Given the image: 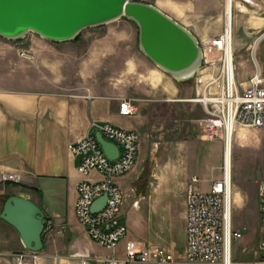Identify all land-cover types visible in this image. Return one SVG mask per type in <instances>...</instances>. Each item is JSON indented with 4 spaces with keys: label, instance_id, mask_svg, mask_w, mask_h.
<instances>
[{
    "label": "crops",
    "instance_id": "obj_1",
    "mask_svg": "<svg viewBox=\"0 0 264 264\" xmlns=\"http://www.w3.org/2000/svg\"><path fill=\"white\" fill-rule=\"evenodd\" d=\"M256 3L260 6L259 2ZM238 9L235 8V11L241 12ZM247 25L248 35L263 30L262 27L256 32L249 21ZM106 28L119 38L103 42L54 44L63 46L67 53L61 54L56 47L53 48L54 57L35 60L31 64V75L26 76L21 70L23 63L9 65V44L0 37V174L16 173L21 177L19 184L0 185V214L5 201L11 196H27L42 210L47 223L42 237L43 250L40 252L43 264H103L105 259L112 256L123 257L128 246L159 243L163 246H158L171 253L186 247L187 193L184 202L185 228L177 243L172 241V222H168L171 205L165 208L163 202L156 208L154 221L150 219L155 223L150 224L144 232L146 243L130 239V213L123 209L120 223L128 227L129 233L124 245L121 243L115 254L92 241L77 221V186L85 178L78 173L79 161L73 158L69 146L87 135H96L98 130L95 125L104 123L127 131H140L145 117L138 112L139 106L136 104L142 95L167 103H191L192 97L196 96L194 91L187 88L189 86H185L190 81L178 82L144 54L139 60L124 59L120 41L125 40V35L128 38L137 35L135 24L120 20ZM191 32L197 37L195 32ZM257 51L255 56L258 60ZM260 60L264 63L261 53ZM121 64L124 67L122 72L119 70ZM109 65L116 71L117 78L104 81L103 67ZM10 66L19 67L20 70H9ZM133 74L140 82H147L150 90L138 84L132 88L127 86L126 83L133 81L130 80ZM121 76L122 79L119 78ZM25 77L32 80L29 86H23ZM10 80L19 86L10 87ZM122 100L133 101L135 115L124 117L119 114ZM239 131L245 133L242 129ZM259 131L250 133L257 136ZM215 157L219 163L223 162L221 144ZM171 172L172 165H166L167 191ZM131 174L116 179V183L127 189L129 181H132ZM89 179L98 180L101 177L93 174ZM126 215V223H122ZM164 219L165 222H162ZM49 222L51 227L47 229ZM25 250L18 232L0 219V260H7Z\"/></svg>",
    "mask_w": 264,
    "mask_h": 264
},
{
    "label": "rangeland",
    "instance_id": "obj_2",
    "mask_svg": "<svg viewBox=\"0 0 264 264\" xmlns=\"http://www.w3.org/2000/svg\"><path fill=\"white\" fill-rule=\"evenodd\" d=\"M132 1L150 4L159 8L179 24L195 32L199 42L215 38L224 31L228 0ZM251 1L253 3L250 2V4L253 5H240L241 12L235 11L234 7V58L237 84L241 90L248 86L250 78L255 72L252 55L255 54L254 46L261 32L260 29L263 27L262 31H264V0ZM236 2L239 4L241 0H236ZM256 2H259L261 7ZM233 4L234 0H232V7ZM248 21L256 32L260 31L258 34H246ZM109 25L103 26L104 28L85 30L75 42H103L106 40L111 41L112 38L116 40L119 37L106 28ZM135 27L137 26L135 25ZM137 31L135 37L130 36L128 38L125 35V37L123 36L125 40L120 41L126 61L142 58L141 54L143 53L140 51L138 44V28ZM125 32L124 30L123 33ZM7 42L9 44V65L23 63L21 70L25 76L31 75L33 70L31 64L38 58L51 59V57H54L53 48L56 47L61 54L67 53L64 52L66 50H63V46H56L54 45L56 43L44 40L34 33H29L23 40ZM256 47L258 50L257 61L264 76V63L260 60V53L262 57L264 56V40ZM62 57L63 55H61ZM16 68L19 69V67H11L9 70L13 71ZM123 69L124 67L121 64L119 70L122 72ZM133 75L134 77L130 78L133 81L126 83L127 86L132 88L133 85L138 84L150 90L147 82H140L139 79L135 78V74ZM102 77L104 81L114 80L117 78L116 71L110 65L105 66L103 67ZM119 78L122 79V76ZM31 81L30 78L25 77L23 86H29L32 83ZM10 82L8 83L10 87L19 86L14 80H10ZM193 82L195 83L194 79L190 80L185 86H189L187 88H190L192 92L194 91L197 96L200 92ZM194 96L192 97L193 100L196 98ZM137 101L138 112L145 117V122L143 128L138 131L142 140L140 154L137 165L131 172L132 181H129L127 188L131 199L124 207L130 213L132 225L130 239H137L146 243L143 239L144 232L150 224L155 223L150 222V219L152 218L154 221L156 208L163 202L165 208L171 205L168 222H172V241L177 243L181 240L185 228L184 202L187 193L186 187L193 177H197L200 180L198 188L205 192L209 190L215 180L221 178L223 162L219 163L216 160L215 152L218 145L221 144L223 161L224 144L222 141L209 142L202 139L204 133L198 121L205 117V113L203 107L198 103L192 101H190L191 103H167L158 100V98L153 100L149 96L146 97V95H142L141 99ZM241 129L245 133L239 131ZM253 130L239 128L233 137L232 221L234 231L243 234L242 239L233 244V264H264V259L259 251L261 238L259 186L264 179V130H260L257 136L251 135L250 131ZM169 164L172 165L173 172L170 175V183L169 186L167 185L169 191H167L165 189V179L167 178L165 168ZM126 219L127 215L122 218V223H126ZM162 222H165V219ZM125 240L121 242L123 245ZM158 244L154 245L158 246ZM185 249L182 251L177 249L178 251L172 252L175 258L174 264H190L185 258ZM0 264H14L13 256L8 257L7 260H0Z\"/></svg>",
    "mask_w": 264,
    "mask_h": 264
},
{
    "label": "built area",
    "instance_id": "obj_3",
    "mask_svg": "<svg viewBox=\"0 0 264 264\" xmlns=\"http://www.w3.org/2000/svg\"><path fill=\"white\" fill-rule=\"evenodd\" d=\"M243 4L253 5L246 0ZM239 5V6H238ZM247 32H249L247 30ZM234 25L225 23L221 35L200 41L203 52L202 67L194 77L200 93L192 102L203 107L205 117L198 121L204 141H222L224 160L222 176L203 192L200 180L193 177L187 189L186 202V249L185 258L190 264H231L234 242L243 234L234 231L232 221V169L227 157V139L238 128L264 130V76L255 54L252 55L255 72L245 89H240L236 79L235 58L231 41ZM264 40V31L259 33L255 45ZM132 100H122L119 114L135 115ZM105 141L114 144L119 154L109 159L96 135H87L71 144L69 151L78 160L77 171L85 179L77 186L75 215L89 238L105 250L115 254L121 242L128 237V227L120 223L124 207L131 199L129 190L123 189L116 179L131 173L137 165L141 135L109 123L95 125ZM93 174L101 179L90 180ZM16 173L0 174V185L19 184ZM106 197L104 206L93 212V205ZM261 238L259 251L264 259V179L259 186ZM45 222V229H46ZM50 222L47 229H50ZM14 264H43L40 252L25 250L13 255ZM171 252L161 246H128L123 257L112 256L103 264H174ZM233 264V262H232Z\"/></svg>",
    "mask_w": 264,
    "mask_h": 264
},
{
    "label": "water",
    "instance_id": "obj_4",
    "mask_svg": "<svg viewBox=\"0 0 264 264\" xmlns=\"http://www.w3.org/2000/svg\"><path fill=\"white\" fill-rule=\"evenodd\" d=\"M120 20L134 23L140 51L159 69L178 82L196 76L203 63L198 38L159 8L132 0H0V37L20 41L29 33L56 44L74 42L88 29L100 28ZM109 159H116L118 148L96 134ZM106 197L96 201L92 211L100 210ZM0 219L19 234L24 247L42 252L45 216L27 196H11Z\"/></svg>",
    "mask_w": 264,
    "mask_h": 264
},
{
    "label": "bare ground",
    "instance_id": "obj_5",
    "mask_svg": "<svg viewBox=\"0 0 264 264\" xmlns=\"http://www.w3.org/2000/svg\"><path fill=\"white\" fill-rule=\"evenodd\" d=\"M226 21H227L228 24L231 21V23L234 25V4H233V7H232V0H228L227 13H226ZM228 41H231L232 50H233V53H234V51H235V47H234V36L232 35L230 37V34H228ZM199 45H200V42H199ZM254 48H255V50L257 49L256 45L254 46ZM192 100L193 99H191L190 101H192ZM236 131L237 130H234L233 133H232V135L227 139V147H226V149H227V157H228V163H230L231 169H232L233 137H234V134H235ZM233 188H234V186H233V180H232V186H231V189H232V197H233ZM232 212H233V201H232ZM231 264H232V261H231Z\"/></svg>",
    "mask_w": 264,
    "mask_h": 264
}]
</instances>
